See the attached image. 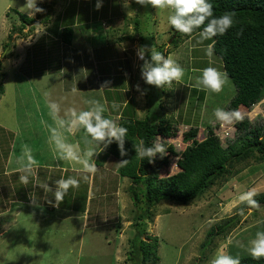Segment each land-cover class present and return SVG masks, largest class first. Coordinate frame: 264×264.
Listing matches in <instances>:
<instances>
[{
	"label": "rangeland",
	"instance_id": "rangeland-1",
	"mask_svg": "<svg viewBox=\"0 0 264 264\" xmlns=\"http://www.w3.org/2000/svg\"><path fill=\"white\" fill-rule=\"evenodd\" d=\"M50 1L43 0L41 3L37 0V6L49 4ZM129 1L132 4L130 9L111 5V8L116 10L112 14L117 16V8L121 9V13L130 18L126 23H130L132 28L136 27L140 36H144L145 42L151 43L149 47L152 46L151 36L160 42L168 36L164 41L168 45L172 36L168 22L171 13L156 10L151 6H140L134 0ZM24 3L25 0H0V49L7 53L0 56V82L4 87L3 93L0 94V152L8 151L13 136L16 143H13L12 151L15 149L20 154L25 153V144H32L33 130H45L44 124L38 120L33 119L35 124L31 121L28 125L27 116L32 120L34 113L25 110L27 107L32 109V106L37 104L42 108L45 102L55 101L61 106L60 114L66 115L68 109L75 108L80 111L84 104L80 100L84 86L80 88L78 83L73 84L72 81L78 82L79 77L72 75L68 70V65H73V60L68 59L64 69L60 67L61 63L64 65L66 62L65 52L60 46V39H54L47 30L54 22L55 11L64 9L70 4V0H57L53 5L54 12L50 13L49 25L42 22L46 10L40 18H35L36 22L26 25L20 35L14 31V27L21 24L14 9L21 12L20 8ZM131 10L135 13H131ZM126 11H129L128 14ZM103 12L105 11H98L93 18H104ZM45 26L46 33L37 36L38 31ZM167 30L169 35L164 34ZM131 31L134 34V30ZM46 35L52 40L43 37ZM194 37L191 45L190 42L182 41L175 51L174 60L185 70L182 82H174L170 89L162 90L153 86L147 89V94H151L152 101L157 104L154 113L157 116L154 118L162 116L163 120L172 123L177 129L176 136L167 138L177 152L190 143L183 140V133L190 127H197L199 139L207 135L209 127H213L223 146H226L236 133L235 124H223L214 116L216 108L229 111L228 101L235 92L233 83L230 80L219 94L201 89L198 78L202 70L207 67L216 68L213 64L218 62L221 65V61L216 55L211 58L206 55L208 40L199 44L198 36ZM153 44L154 48L160 51L161 43ZM139 45V42L134 43L135 52ZM102 69L105 70L104 67ZM106 80L107 75L102 83ZM185 84L188 87H185ZM158 104H161L163 109H160ZM241 114L250 123L263 125L264 97ZM75 137L79 141V147L87 146L84 142L85 133H77ZM161 139L165 138L157 136L156 143ZM4 155L0 154V174L8 165ZM31 155L35 159L39 156L33 153ZM99 155L96 164L100 169L96 171L95 182L98 178L96 176L103 168L104 156ZM23 156L26 159V155ZM176 159L177 157L171 158L169 174L179 170ZM110 162H115L116 165L117 159L108 158L107 163ZM116 167L114 170L110 167V177L101 176L102 180L105 179L101 187L103 194L94 191L93 195L98 194L92 202L88 201L87 207L91 204L89 219H82L87 203V176L79 179V187L69 189L58 208L47 203V200H54L53 197L47 199L41 207L32 203L14 205L19 204L14 202L17 196L18 199L19 195L22 196L14 195L17 192V182L14 180L16 175H9L12 184L8 183L7 186L4 185L7 181L0 177V264H132L128 255L132 249L131 239L137 233V228L133 227L137 209L134 208L127 189L131 180L125 176L121 178L120 175L116 178ZM233 171L234 175L221 184L212 186L187 204L161 201L150 209L152 220L143 219L140 227H144L147 234L158 237L157 264H211L219 252L233 257L250 255V242L255 239L257 232L264 231V203L258 204L259 208L250 209L248 205H241L238 197L252 188H256L259 193L264 192V161L256 162L250 158L236 163ZM19 175L22 173L19 172ZM98 196L101 198L95 199ZM90 197L89 192L88 198ZM39 214L41 216L37 217ZM219 225L226 226L225 231L212 233L214 229L219 230ZM142 236L146 239V235Z\"/></svg>",
	"mask_w": 264,
	"mask_h": 264
},
{
	"label": "trees",
	"instance_id": "trees-1",
	"mask_svg": "<svg viewBox=\"0 0 264 264\" xmlns=\"http://www.w3.org/2000/svg\"><path fill=\"white\" fill-rule=\"evenodd\" d=\"M209 2L213 6L216 17L226 12L235 14L234 26L225 35L214 37V55L220 59L223 71L227 72L235 88L233 96L228 101L229 111L243 112L264 97V0H209ZM56 3L57 0H51L49 4L40 5L39 7L47 10V12L37 13L32 19L27 14L14 9L21 23L19 27H14V31L21 35L22 29L26 25L36 22L35 18H40L44 13L42 22L49 25L50 13L54 12L53 5ZM64 8L67 18L75 11L74 5H71V0L70 4ZM62 18L61 14L55 16L54 22L47 30L63 43L70 44L74 28L64 22V19L61 20ZM79 18L82 19V16ZM83 18H86V15ZM79 26L81 29L88 27L85 26V23ZM171 29L172 36L167 45L168 50H164V44L159 46L160 52L165 57L171 48H176L181 41L189 38L172 27ZM199 31L197 30V32ZM139 40L144 46L151 44L145 42L144 36H141ZM146 54L150 55V53ZM1 67L0 61V70ZM3 91L4 87L0 82V94ZM154 113L155 108L153 107L144 117L132 116L118 119L117 123L128 129L125 141L126 156H120L115 142L103 153H100L104 156L103 158L108 157V155L116 158V171L120 176H125L131 180L127 189L134 208L137 209L133 221V227L137 228V233L131 239L132 249L128 255L132 264L158 263V237L147 234L146 229L140 227L143 219L152 220L150 209L153 206L161 201L187 204L200 197L212 186L221 184L234 175L233 167L236 163L250 158L256 162L264 161V124H252L243 117L242 121L235 123L236 133L226 146L222 145L220 138L214 132L213 127H209L210 125H208L207 135L201 139L197 137V127H190L183 133V140L190 143H187L181 151L177 152L173 144L167 139L176 136V127L163 120L162 116L154 118L157 116ZM105 117L109 118L108 115ZM82 133H85L83 129ZM157 136L165 138L158 143L164 144L167 148V155L161 158L157 154L153 163H149L146 159L140 160L136 156L133 145L142 139L146 147H151L156 143ZM174 157H177L175 163L179 170L169 174L171 158ZM123 159H128L126 165L119 163ZM254 199L263 204L264 192H260ZM27 203L29 202L23 201L14 205H26ZM241 205L247 206L245 203ZM40 216L41 214L37 215V217ZM12 217L14 218V215ZM225 227L219 225V230L214 229L212 233L224 232ZM142 235H146V239H143ZM239 258L241 264H264V258L257 260L253 259L251 255Z\"/></svg>",
	"mask_w": 264,
	"mask_h": 264
},
{
	"label": "crops",
	"instance_id": "crops-1",
	"mask_svg": "<svg viewBox=\"0 0 264 264\" xmlns=\"http://www.w3.org/2000/svg\"><path fill=\"white\" fill-rule=\"evenodd\" d=\"M95 4L96 0H71V5H74L75 11L68 18L66 17V12L64 10L65 8L55 11L56 16L61 14L63 16L61 20L64 19V22L75 28V30H73V38L70 44H65L61 40L59 41L57 39L58 37L53 35L54 39L56 38V40L59 41L60 46H62V51L65 52L66 62L64 65L61 63L60 67L64 69L67 65L68 59L73 60V65H68V70L72 75L79 77V80L78 82L77 80H73L72 82L75 85L78 83V87L80 88L82 85L84 86V88L81 89V93L83 95H80V100L83 101L84 104L80 111L89 110L90 104L88 102L96 100L104 105L106 109L104 114L108 115L109 119H113L116 122H118L120 117H144L151 108L157 107V104L152 101L151 94L149 95L146 92V95L141 96L140 93L135 90V85L137 84L140 85L141 89L149 88V85H146L140 76V65L143 62L138 60L135 54L134 43L139 42V46H144L139 40L141 36L136 28H132L130 23H126V21H129L130 18L124 13H121V9L118 10L117 8L118 15H113L116 10L112 9L111 5L121 6L122 0H102V7L99 10H96ZM130 5H132L131 2ZM102 10L105 11L103 12V16H105L104 18H99L98 16L93 18L94 15L98 14V11ZM126 12L128 13V11ZM85 15L86 18H83ZM79 16H82V19H80ZM120 16H122L123 19ZM125 16L128 17L126 20H124ZM84 23L85 26L88 27L81 29L79 25H83ZM122 26H124V28ZM131 30H134V34H132ZM48 33L51 34L50 32ZM164 34L169 35V30H167ZM194 36L197 37L198 32L193 34L192 37L184 39L183 43L190 42L191 45L195 38ZM43 37L50 38L48 35ZM155 38L156 37L151 36L152 43H161L160 45L164 44V50H168L167 44L164 43L168 36H165L161 42L157 38V41H155ZM54 39L53 41H55ZM210 43L211 40H208V44ZM177 48L178 47L169 50L166 57L175 59V51ZM200 48L201 47H197V49ZM59 57H61L60 54ZM146 58L150 59V55L146 54ZM213 65L219 70H223L222 63L220 65L218 62H216ZM188 66L191 67L192 64ZM102 67H104L106 71L102 69ZM105 75H107L106 81L109 83L106 87L101 88L103 85L102 80ZM185 87H188V85L185 84ZM113 105H116V107L114 108ZM159 107L160 109H163L161 104ZM25 110L34 113L32 120H29V116H27L28 125L31 124V121H33V124H35L34 120H38L42 123V125L44 124L43 127H45V130L32 131L33 142L29 146H26L25 144L26 151L24 154H20L15 149L12 151V148L14 147L13 143L14 145L16 143V140L14 141L13 136L11 143L9 144L10 146L8 151L2 150L0 152L1 155H4L7 152L6 155H4V159L8 163V167H4L2 173L0 174V177L7 181V183H4V185L7 186L8 183L12 184L9 178L10 174L12 176L13 174L16 175L14 180L17 182V192L14 193V195L21 194L22 196L19 195L18 199V196L16 195V199L18 200L15 199L14 202L28 201L29 203H32V198L33 200L39 201V204L41 205L45 204L46 200L52 198L53 196L51 193L45 194L43 189H41L38 185L46 182L54 191L55 181L58 179L66 180L69 178H74L79 180L80 178L87 176V203L83 209L85 215L83 214L82 219H89L88 214L91 212V204L87 207L88 201L92 202L94 200V196L98 194L94 193L93 195L94 191L103 194V192H101V187L105 179L102 180L101 176L110 177L108 173L111 170L110 167L113 168L112 170H114L117 164L115 165V162H110L111 164L107 163L108 158L112 159V156L103 158V168L100 171L101 173L96 176L98 178L95 182L94 177L96 172L94 174H90L91 176L89 177V173L84 171L82 163L60 159L56 146L51 139V129L57 128L58 131L62 133L66 144L79 147V141L76 140L75 135L80 132L82 133V129L70 130L69 127L58 128L56 121L50 114L49 102H45L42 108H39L37 104H35L32 106V109L27 107ZM77 111L79 110L77 109ZM60 116L66 121L71 120L70 114H60ZM88 147L89 145L82 148L80 145L79 150L82 153V158H86L83 156V153L86 152ZM28 149L30 150L31 154H38L39 156L35 159L37 162L35 167L36 174L30 177L29 183L27 185H24L19 179L20 175L18 169L21 166L19 158H21V155H26L29 151ZM93 159L95 162H97V159L99 160L98 156H94ZM107 164L111 166H108ZM97 167L99 166L96 164V168ZM115 172L117 173L115 175L117 178L119 174L116 170ZM120 177L122 178L123 176ZM89 192L91 195L90 199L88 198ZM101 197L98 196L95 199ZM114 202H116V200ZM2 232H4V230H2Z\"/></svg>",
	"mask_w": 264,
	"mask_h": 264
},
{
	"label": "clouds",
	"instance_id": "clouds-1",
	"mask_svg": "<svg viewBox=\"0 0 264 264\" xmlns=\"http://www.w3.org/2000/svg\"><path fill=\"white\" fill-rule=\"evenodd\" d=\"M42 3L43 0H40ZM140 6H151L156 10L169 11L171 14L168 17L169 25L177 32L192 37L197 30V43L203 44L206 40H211L212 43L206 46V55L211 58L214 56L216 36L225 35L230 28L234 26V13L226 12L223 15L214 16L213 6L209 0H134ZM124 9H130L129 0H122ZM102 7V0H96L95 8L99 10ZM22 13H27L31 19L37 13H43L45 10L37 6V0H25L24 5L20 8ZM133 13L134 10H131ZM129 12V11H128ZM128 14V13H127ZM47 26L39 30L37 36L46 33ZM239 34V33H238ZM146 53H150V59L146 58ZM137 59L143 63L140 65V76L146 85L153 86L158 89L165 90L171 88L175 82L181 83L185 75L184 68L171 57H165L163 53L157 51L153 46H137L135 52ZM7 53L4 49H0V56H5ZM230 82V78L226 71H220L215 67H207L202 70L201 76L198 78V85L202 90L210 93L219 94L224 90L226 84ZM109 82H105L101 88L106 87ZM135 90L141 96L146 95L147 89H141L140 85H135ZM90 108L87 111H77L75 108L68 109V114L71 116L70 121H66L60 116L61 106L55 101H49L50 114L56 121L58 128L69 127L70 130L83 129L85 132V144L89 145L86 152L82 153L78 146H72L65 143L62 133L57 128H52V142L55 144L59 153V158L62 160H71L73 162L82 163L86 173L94 174L97 171L94 156L103 153L112 143H116L120 156L127 155L125 141L128 134L126 127L120 126L115 120L105 117L106 111L103 104L99 101L92 100L88 102ZM115 108L116 105H113ZM215 118L226 125H234L243 120L241 112L238 110L226 111L223 108L214 110ZM136 156L140 160H147L153 163L157 154L161 158L167 155V148L164 144L154 143L151 147H146L144 140H139L136 145H133ZM36 160L31 155L30 150L25 156L20 158L19 172L23 173L19 179L22 184L27 185L30 177L35 175ZM121 165H126L128 159H123L119 162ZM87 177H85L86 179ZM79 180L74 178L58 179L55 181V190L45 182L38 185L43 189L44 193H51L54 200H47V203L58 208L64 201V197L72 187H79ZM256 188L242 192L238 201L245 203L252 208H259L258 202L254 199L259 195ZM31 202L36 207H41L39 201ZM41 210H43L41 208ZM249 254L253 259L264 258V231L257 232L255 239L250 242L248 249ZM211 264H241L240 258L233 257L224 252H219L212 260Z\"/></svg>",
	"mask_w": 264,
	"mask_h": 264
},
{
	"label": "water",
	"instance_id": "water-1",
	"mask_svg": "<svg viewBox=\"0 0 264 264\" xmlns=\"http://www.w3.org/2000/svg\"><path fill=\"white\" fill-rule=\"evenodd\" d=\"M258 204H260V203H258ZM262 204V203H261Z\"/></svg>",
	"mask_w": 264,
	"mask_h": 264
}]
</instances>
